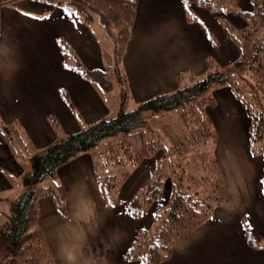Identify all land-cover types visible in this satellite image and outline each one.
I'll list each match as a JSON object with an SVG mask.
<instances>
[{
	"label": "crops",
	"instance_id": "obj_1",
	"mask_svg": "<svg viewBox=\"0 0 264 264\" xmlns=\"http://www.w3.org/2000/svg\"><path fill=\"white\" fill-rule=\"evenodd\" d=\"M8 2L0 6V130L16 123L30 145L41 149L82 125L113 115L117 93H101L65 68L56 42L62 38L88 70H102L111 43L94 26L96 20L81 23L48 0ZM205 2L209 5L137 0L121 57L130 106L176 91L184 73L202 78L238 58L231 35L244 28L250 0ZM212 92L213 105L205 114L217 134L214 155L229 201L175 244L161 264H264V160L254 154L250 118L233 90L223 86ZM172 113L159 115V121ZM147 160L141 174L137 167L119 173L126 177L113 190L120 203L112 207L102 194L91 153L57 168L55 181L64 191L66 216L58 215L50 197L37 200L38 225L55 264H140L125 261L123 255L136 233L151 226L156 206L137 218L125 204L154 171L156 159ZM27 169L26 159L14 156L0 136L1 198L11 199L24 189L21 175Z\"/></svg>",
	"mask_w": 264,
	"mask_h": 264
},
{
	"label": "trees",
	"instance_id": "obj_2",
	"mask_svg": "<svg viewBox=\"0 0 264 264\" xmlns=\"http://www.w3.org/2000/svg\"><path fill=\"white\" fill-rule=\"evenodd\" d=\"M8 1L0 0V6ZM48 1L63 7L81 23L90 24L97 20L101 25L104 37L111 43V55L102 70H88L62 38L56 42L65 68L77 72L101 93L110 92L114 86L117 88L118 107L113 115L82 125L77 132L55 138L41 149L30 145L16 123L1 126L0 136L10 146L14 156L26 159L28 169L21 175L24 189L11 199L0 197V205L7 207L6 213L0 210V264H55L38 225L37 200L50 197L58 215L65 217V195L62 186L55 181V172L73 157L88 152L94 156L98 183L108 207L120 203L113 190L124 181L126 174H104L105 169L139 164L148 158L156 159L154 171L125 204L137 218L156 205L151 226L136 233L123 259L140 264H161L170 257L176 243L210 219L217 207L228 203L229 197L213 152L212 127L196 130L202 138L200 148L194 143L195 147L184 145L181 149L162 144L160 134L151 127L149 120L174 110L180 116L187 115L188 120H193L189 116L192 117L193 111H196L201 123L210 125L204 106L201 109L199 106H212L213 98L211 94L207 96L211 99L209 104H199L197 99L203 95L206 97L208 91L211 93L213 89L226 86L233 90L250 118L252 146L262 141L264 0H250L251 9L245 13L247 20L244 28L231 35L239 52L232 65L214 69L197 80L184 73L176 91L153 96L131 107L121 57L130 37L137 0ZM189 2L202 6L207 4L205 0H186L187 4ZM186 76L192 80L189 85L183 84ZM189 106H192L191 115L188 113ZM49 122L56 128L54 118L50 117ZM189 128L194 130L192 124ZM254 152L264 160V147L257 146ZM174 156L177 161H172ZM166 180L170 187L163 201ZM262 183L264 186V168ZM250 242L254 244L251 239Z\"/></svg>",
	"mask_w": 264,
	"mask_h": 264
},
{
	"label": "rangeland",
	"instance_id": "obj_3",
	"mask_svg": "<svg viewBox=\"0 0 264 264\" xmlns=\"http://www.w3.org/2000/svg\"><path fill=\"white\" fill-rule=\"evenodd\" d=\"M6 3H9V2H6ZM94 26L96 27L97 30H101L102 29L101 25L98 23L97 20L94 22ZM108 44L110 45V43H108ZM109 63H111V62H109ZM187 76H190V75H187ZM187 76H186L187 80L184 81L183 84H188L189 85V83H191L192 80H191V78H189ZM202 78H204V76ZM192 79L197 80L199 78L194 77ZM213 90H215V89H213ZM116 93H117V88L114 86V88L111 90V93H109V94H116ZM212 93L213 92L210 93V91H208V93L206 94V97H205V95H203V97L199 96L200 99H197L198 103L199 104H203L204 102H206V104H209L211 99H209L207 96H209L211 94V96L213 98V94ZM205 98H206V100H205ZM197 100L195 99V101H197ZM261 104H262V100H261ZM203 106H204V108H206L205 105H200L199 106L200 109ZM262 111H264V108H263ZM175 112H177V113H174V111H173L172 114L166 115V117L162 121H159V117H158L159 115L158 116H153L149 120V123H150L151 127L160 134V136L162 138V140H161L162 142L161 143L162 144L165 143L166 145H171V146L178 147V148H181V149H183L182 146H184V145H192V146L195 147V145H194V143H195L197 145V148H200L201 147L200 145L202 143V138L201 139L199 138L200 136H198L196 130H198V128H202V127L205 128V129L212 127V129L214 130L212 124L208 125L205 122L201 123L200 117H199V112L196 113V111H193L192 117L189 116V118H192L193 120H188L187 115L180 116V114H179V112L177 110H175ZM188 113H189V115L192 114V106L191 107L189 106ZM183 117H185L186 120L190 122V126H191V124H192V126H194V130L192 128H189L190 127L189 126V122L187 123V121L185 119H184L185 120L184 121ZM210 123H211V121H210ZM213 135H214V137H213L212 142H214V148H215L216 147V142H217V134H216L215 131H214ZM208 136H210V135H208V133H207V137ZM192 137L193 138L195 137L194 138L195 140ZM197 139H199V140H197ZM207 139H209V137ZM210 139H211V137H210ZM209 141H211V140H209ZM261 142H262V145H260V143H256L254 146H252L253 150L257 149V146L260 147V148H261V146L264 147V138H262ZM213 152H214V149H213ZM203 156H204V154L202 155V157ZM177 160L178 159L175 156L172 159V161H177ZM141 162L137 166H131L132 164L131 165H124L123 167L121 166V169H119V168L115 169V167L110 166L106 170V172L104 174L107 173V174H117V175H119V173H121L122 171L123 172L125 170L129 171V170L133 169L134 167H137L138 170H139L138 173L141 174L142 170H143V167H144V164H147L148 160L147 159H145L143 161L141 160ZM222 177H223V175H222ZM144 180L142 181V183L144 182ZM223 181H224V178H223ZM169 185H170L169 181L166 180V182L164 184V192L166 194V197H167L168 190H169V187H170ZM11 197H13V196H11ZM166 197L163 199V201L166 199ZM155 206L156 205H152L150 208L155 207ZM0 210L3 213H6L7 212L6 205L0 206ZM4 215L5 214H3V216ZM23 264H40V263H38V262L37 263L36 262H26V263H23Z\"/></svg>",
	"mask_w": 264,
	"mask_h": 264
},
{
	"label": "snow or ice",
	"instance_id": "obj_4",
	"mask_svg": "<svg viewBox=\"0 0 264 264\" xmlns=\"http://www.w3.org/2000/svg\"><path fill=\"white\" fill-rule=\"evenodd\" d=\"M27 15L32 16V15H34V13L29 12V13H27Z\"/></svg>",
	"mask_w": 264,
	"mask_h": 264
}]
</instances>
